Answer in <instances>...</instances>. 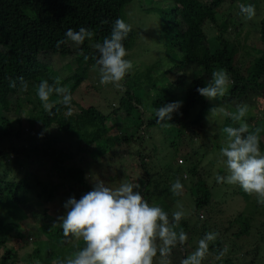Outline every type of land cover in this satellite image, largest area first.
<instances>
[{
	"label": "trees",
	"instance_id": "16d2710c",
	"mask_svg": "<svg viewBox=\"0 0 264 264\" xmlns=\"http://www.w3.org/2000/svg\"><path fill=\"white\" fill-rule=\"evenodd\" d=\"M245 1L171 0V4L167 7L150 8V11L158 14L160 23L163 26L166 45L165 53L174 54L167 66L160 71L159 76L164 81L176 77L186 81V86L183 93L178 96L175 93L176 86L174 85L168 86L164 82L159 87L153 82L149 85L157 94L158 100L156 103H149L146 106L147 110L145 111L149 113L146 114L145 118H141L139 123V126L145 128L143 134L152 126L159 125L160 129L163 127L161 124L156 123L157 118L154 115V109L166 103L183 101L179 110L182 115L174 113L172 120L166 124V126L174 128V138L177 140L170 142L173 149L169 151L168 155H164L168 158L167 163L162 166V171L151 172V168H147L145 162L141 160L142 158H139L141 162L138 167L141 172L138 182L141 185V189L138 190H141L144 199L150 204H160L166 212L170 211L168 213L173 212L171 209L172 205L174 206L183 195L186 194L189 198L188 201H191L192 207L189 210V215L194 220L189 221V218L185 217L180 222L179 228H177V231L182 228L187 233L188 240L185 245H177L173 249L172 255L177 257V259L172 258V263L176 262L175 264H181V260L195 250V244L210 229L218 232L219 236L214 243L209 245V252L203 264H264L261 263L260 258L261 251L264 249V206L250 200L249 197L251 195L247 194L244 199L247 198L245 202H247L249 208H244L242 211L225 217V224H221L218 227L217 223H220V221L212 219V214L215 215V213L210 214L212 212L211 208L209 212L207 211L211 202H215L213 198L215 195L211 193L213 186L208 184L205 179L206 173H204L203 169H199L198 166L199 160L204 157L208 149H204L205 153L202 151L201 154H197L198 150L203 147V143L196 146L194 144L191 145L195 135L198 134L195 131V126L202 122V119L210 111V104L207 99L200 96L196 89L205 86L211 78V73L216 69L223 68L230 75L231 82L227 99L241 95L246 90H251L259 100L260 108L264 109V12L255 22L257 23L258 50L252 48V50L248 51L245 46L243 48L241 46V50L248 57L245 62H241L239 59L238 48L235 46L236 42L239 43L241 32H244V37L241 39L244 44L248 35L247 30L241 29V16L243 14L240 8L235 11L238 19H230L229 10L232 8L231 5L234 7L236 3L240 5ZM128 2L130 0H0V113L8 109L9 95L20 90L18 77H23L28 82L29 88H31L39 84L42 79L50 80L53 83V79L58 76L51 68L39 63L38 55L41 53L49 52L60 57L71 55L75 67L70 75L62 77V84H68L67 88L72 93L80 82L82 73L90 65L95 64V60L92 57L99 56L98 50L93 45L97 42H103L105 37L110 36L113 22L117 18H123V8ZM250 4L255 6L254 0H250ZM229 6L231 8L227 9L226 7ZM217 16H220L218 22H216ZM104 20H107L108 23H102ZM181 22L186 26V31L184 32L178 28ZM208 24H211L217 30L214 40L218 44V49H216L217 53L214 55L209 52L206 43L207 39L212 36V32H209L210 27ZM81 26L93 30L95 33L93 38L86 40L81 46L69 41L68 44H61L57 47L58 41L65 39V32L69 28L78 30ZM229 26L233 33L234 44L227 50L226 42L222 35L226 33ZM165 34L167 35L166 37ZM133 36L134 30L132 29L127 39L123 42L125 48L129 46ZM81 51H83L84 55L89 56L87 62L84 60V55H80ZM189 63H193L198 67L197 74L189 76L185 73V67ZM150 69L153 70L152 68ZM187 76H189L188 79ZM206 76L209 79H206ZM9 78L16 80V88L9 87ZM126 79L127 76L125 82ZM134 87V83L131 85L123 83L122 94L118 96L117 104L111 109L110 113L103 114L94 106L83 108L78 106L79 111L74 117L72 115H63L61 110L58 109L61 108L60 105L56 104V102L53 103L55 108L52 114L47 116V112L43 109L36 93L33 92L35 102L32 108L38 115L29 118L28 130H33V127L37 130L42 126L52 128L53 125L51 123H56L55 125L59 129L57 131L58 134L61 135L66 132L69 136L76 137V140L84 141L87 145L90 144L92 149L90 153L94 159L102 157L108 152H114L111 150L115 146H121V144H126L132 140L138 141L139 145H141L143 135L139 132L135 133L134 131L129 136L111 135L105 129V125H107L106 119L111 118L118 109H124L128 113L136 110L140 100L132 92ZM53 96H56V94L53 93L51 97L53 98ZM73 103H75L74 100ZM143 109L145 107H140L139 110L142 116H144ZM193 110L195 112L190 116L189 111ZM18 118L19 116L16 117L17 120ZM10 120L3 114L0 116L1 143L3 138H7L10 141V138H18L20 133H23L20 129L11 128ZM225 120L230 122L227 118ZM84 124H101L102 134L96 138L91 137L86 140L90 134L83 133ZM230 124L234 126L233 122H230ZM79 126L81 131L77 129ZM187 130H189L188 133ZM23 135L28 134L24 133ZM244 135H247V133ZM71 139L68 138L67 140ZM61 140L58 136L52 134V143H58ZM181 141L184 147L182 145V149L179 152L178 148ZM260 147L261 149L264 147V137L260 139ZM142 148L144 147H139V150H135L136 155L141 156L140 151H142ZM154 150H156L155 146L152 145L151 151ZM182 152L185 155H182ZM10 155L11 157L9 158ZM32 155L36 158L38 156H46L53 163V167L58 174L68 177L75 185L86 187L85 169L79 166L67 165L63 162V160L65 161L72 156L71 152H66L62 148H56L55 146L48 147L45 150H42V148L37 149V146L33 150H25L24 147L15 146L9 142L7 148H0V167H3L0 171V209L11 204L24 207L26 202L31 200L27 193L29 192V180L35 176V173L29 170V165L32 162L26 161V159ZM177 155H182L184 162L179 159L180 164H173L171 160ZM113 157L119 159L120 155L116 153ZM108 159L113 160L111 156ZM214 161L215 157L211 162L209 161V164L211 165ZM21 169H23L21 176L17 177V179L8 177L7 174L10 172L19 173ZM183 171L188 174L186 178L181 176ZM224 171L217 168L216 175L225 174ZM177 178L183 184V192L180 196H175L170 191L171 185ZM218 184L221 185V183ZM227 187L221 190L226 191ZM232 187L233 185H229L230 193L224 198L230 199V195L234 194L239 196V193L235 191L237 186ZM50 195L51 189L42 185L40 191L36 194V200L41 201L44 205L45 202L50 201ZM215 197L218 199L217 196ZM201 210L204 211V214L198 213ZM216 210L220 213L219 209ZM46 211V208L43 207L41 211V214L44 215L43 217L50 215ZM42 226L51 239L60 240L64 247L71 242L72 237L69 238V241L64 238L57 217L51 221L46 220ZM216 226L218 227L217 230H215ZM32 236L30 238L34 246L31 249V257L39 261V264H45L41 255L42 251L37 244L38 238L34 235ZM13 238H27V234H23L16 223L1 219L0 264H13L16 260V253L9 244L13 241ZM238 239L240 241H237ZM225 245L228 247L227 254L222 259L217 260L216 255ZM80 247H83V242L75 240L73 249L78 250ZM49 257L51 260L56 258L64 259L61 253H57L52 249L49 250ZM27 262L28 264H34L31 261Z\"/></svg>",
	"mask_w": 264,
	"mask_h": 264
},
{
	"label": "rangeland",
	"instance_id": "374dc122",
	"mask_svg": "<svg viewBox=\"0 0 264 264\" xmlns=\"http://www.w3.org/2000/svg\"><path fill=\"white\" fill-rule=\"evenodd\" d=\"M254 2L256 16L252 20L245 19L244 15L241 16V29L248 31V35L245 34L247 35L245 44L241 40L244 37V32H241L239 43L236 42L235 44V46L238 48L239 59L241 62H245L248 59L245 52L241 50V46L242 48L245 46V49L248 51L252 50V48L258 50L259 46L256 29L257 23L255 22H257V19L264 12V0H254ZM170 4L171 0H130V2H128L123 8L122 12L123 19L129 23L134 30L133 39L126 48L128 51V56L126 59L131 60L134 67L127 75L126 82L124 80L122 85L123 83H126L127 85L134 83L135 87L132 92L135 96L139 97L140 103L137 105L136 110L130 113L126 112L124 109H118L111 118L106 119L107 125H105V129L111 135L119 134L129 136L133 134L134 131L135 133L139 132L143 135L141 145H139L138 141L136 142L132 140L126 144H121V146H115L111 150L114 152H108L104 156L94 159L90 153V150H92L90 144L87 145L84 141L76 140V137L69 136L66 132H63L61 135L58 134L57 131L59 129L55 125L56 123H51L53 125L52 128L49 126H42L37 130L35 127H33V130L31 131L28 130L29 118H32V116L36 117L38 115L32 108L33 103L35 102L33 92L36 93L35 89L38 84L29 88L27 93L19 90L16 93L9 95L8 109L5 112L0 113V116L3 114L4 116L11 119V128L16 130L20 129L23 133H20L18 138H10V141L7 138H3L2 143L0 142V148H7L9 142L15 146H22L25 150H33L35 146H37V149L42 148V150H45L48 147H60L66 152L72 153V156L69 159H66L65 161L63 160L65 164L79 166L85 169L84 178L87 187L84 188L75 185L68 179V177L58 174L56 169L53 167V163H51V161L46 156H38L36 158L32 155L26 159V161L32 162L29 165V170L35 173V176L29 180V192L27 193L31 200L27 201L24 207L11 204L0 209V220L4 219L7 222L11 221L16 223L18 229L23 234H27V238H13V241L9 243L16 253V260L14 261L15 264H28L27 261H31L36 264L37 260L31 257V249L34 246L30 238L32 235L38 238L37 244L42 251L41 255L44 258L43 260L45 264H52L53 262V260H51L49 257L50 249L57 253H61L64 258L76 251L73 249L74 241L77 240L76 238L72 237L71 242L64 247L60 240L51 239L42 226L46 220L51 221L53 218H58L59 216L65 214L66 210L64 209L63 204L68 197L74 195L77 199H79L81 195L92 189L93 183L95 181L102 180L107 186L112 188L118 187L123 182H138L141 172L140 168L138 167L141 162L139 161L140 157L142 158L141 160L145 162V166L149 169L151 168V172L162 171V166L167 163L168 157L164 155H168L169 151L173 149L170 142L177 140L174 138V128L171 126H163L160 129L159 125H155L148 128V130L143 134V130L145 128L139 126V123L141 122V118H145L146 114L149 113L148 111H145L147 110L146 106L149 103H156L158 100L157 94L149 87L151 82H153V84H155L157 87L163 84V82L168 86H176L175 93L178 96L183 93L186 86V81H182L176 77L171 78L168 81H164L162 80L163 78L159 76L160 71L167 66L174 54L165 53L166 45L164 40L163 26L160 23L158 14L156 12L150 11V8L167 7ZM243 4L249 5L250 0H246ZM240 5L236 3L234 7L231 5L232 8L230 6L226 7L227 9L231 8V10H229L231 14V20L238 19V17H236L235 11L240 8ZM219 19L220 16H217L216 22H218ZM208 26L210 27L209 32H212V36L207 39L206 43L209 48V52L214 55L217 53L216 49H218V44L214 40L217 30H215L211 24H208ZM178 28L182 32L186 31V26L183 22L180 23ZM166 36L167 35L165 34V37ZM222 38L226 42V49L229 50L234 44V37L230 30V26L228 27L226 33L222 35ZM38 61L39 63L51 68L53 72L60 77H66L70 75L72 73V69L75 67V63L73 62L70 54L60 57L57 54H52L49 52L41 53L38 55ZM185 69V73L189 76H193L198 73V67L193 63L187 64ZM78 73L81 74L80 71H78ZM81 76L82 78L80 82L76 86V89L72 92L73 100L75 101V103H73L74 113L72 116L74 117L75 114L78 113V106L82 108L86 106H94L103 114L110 113L111 109L116 106L117 98L122 94V89L116 88L113 84H100L99 66L95 64L90 65ZM189 76H187V79ZM206 79H209V77L206 76ZM48 81L49 83H52L50 80ZM64 86L67 87L68 84ZM227 94L219 99L206 98L210 104L209 110L214 107L219 108L223 106L229 111H235L236 104L241 102L246 103L249 106V111L245 119L249 125V130L254 131L255 128L258 127L261 129L260 137H264V109L260 108L259 100L255 96L254 92L251 90H246L241 95L234 96L230 99H227ZM59 99L60 97L58 96H53V98L50 96L49 102L53 104ZM59 105L61 108L58 109L61 110V113L65 116H68L66 114V108L61 104ZM140 107H145V109H143L144 116L140 114ZM54 108L55 107H53L52 111ZM194 112L195 110L189 111V115L192 116ZM209 114L210 111L202 119V122L195 126V131L198 134L195 135V139L191 142V145L194 144V146H196L200 143H203V147L198 150L197 154H201L204 149H208L206 150V153L204 151L205 155L199 160L198 166L199 169H203L204 173H206L205 179L208 184L213 186V189L211 190L212 195L214 194L219 199L218 200L215 196H213L215 202H211L207 210L209 212V209L211 208L212 212L210 214L215 213V215L212 214V219L214 218L216 221H220V223H217V226L219 227L221 224H225V217L249 207L247 202H245L247 201V198L244 199L247 194L244 193L239 188V186H237V189H235V191L239 193V196L234 194L230 195V199H226L224 196L227 197L230 193V189L228 188L229 185L222 183L219 185L215 180L217 168L222 169L223 171L225 170V174L221 175H226L225 158L221 156L220 148L227 142V137L223 132V128L225 126L233 125L230 124L232 121L229 118L227 119L230 122H227L225 120L226 117H223L222 115L215 116L210 123L207 119ZM46 115L50 116L48 112ZM17 116H19L18 120L16 119ZM101 124L83 125V133L90 134H87L88 138L86 140H89L91 137L96 138L98 135L102 134L100 128ZM235 124L239 126V122H235L234 126H236ZM77 129L81 131L80 126ZM188 132L189 130H187V133ZM24 133H27L29 137H27L28 135H23ZM52 134L58 136L62 140L58 143H52ZM68 138L72 139L67 140ZM152 145L155 146L156 150L151 151ZM182 145L183 142L181 141L178 148L179 152L180 149H182ZM139 147H144L142 148V151H140L141 156H138L135 153V150H139ZM261 151L264 152V147L261 149ZM115 152L120 155L119 159H115L113 157L116 154ZM110 153H112V155H110ZM181 154L185 155L183 152ZM182 155L175 156L171 162H173V164H180L178 159H181L182 162H184ZM109 156H111L113 160H109ZM10 157L11 155L9 158ZM212 157H215V161L210 165L209 161L211 162L213 159ZM2 168L0 167V171ZM22 170L23 169H21L19 173L12 171L7 175L8 177L17 179V177L21 176ZM183 174L185 175L184 177ZM181 176L182 178H186L188 174L183 171ZM42 185L51 189L50 201L45 202L44 205L41 201L36 200V194L40 191V187ZM225 187H227V190L222 191L221 189H224ZM185 195H183V197H181L178 201H181L184 205L186 218L188 217L189 221H193L194 218L192 216L190 217L189 215V210L192 207L191 201H188L189 198L187 195L185 199ZM249 199L257 203L254 195H251ZM159 206L161 205L159 204ZM43 207L46 208V212L50 214L49 216L43 217L44 215L41 214ZM171 209L173 211L178 210L176 208V204L174 206L172 205ZM216 209H219L220 213H218ZM171 213H169L170 217ZM198 213L204 214V211L201 210ZM217 226L215 227V230L218 229ZM237 241L240 240L238 239ZM196 247L197 244H195V248ZM172 258L177 259V257L172 255L169 258L171 264H175L176 262L172 263ZM260 258L261 263H264V249L261 251ZM160 260L161 257L159 254H157V256L154 258V264H159Z\"/></svg>",
	"mask_w": 264,
	"mask_h": 264
},
{
	"label": "clouds",
	"instance_id": "9594fccd",
	"mask_svg": "<svg viewBox=\"0 0 264 264\" xmlns=\"http://www.w3.org/2000/svg\"><path fill=\"white\" fill-rule=\"evenodd\" d=\"M240 11L245 19L252 20L256 16L254 5H240ZM102 23H108L107 20ZM132 31V26L123 18H117L111 29V34L97 42L93 47L98 50L99 56L92 57L95 65L99 66V83L113 84L122 88V82L133 69V62L126 59L128 51L124 41ZM95 35L90 28L81 26L78 30L69 28L65 32V39L58 41L61 44L72 42L81 46L86 40ZM80 55H84L83 51ZM84 60H89L84 55ZM20 91L27 92L28 82L18 77ZM231 82L227 70L220 68L211 73L210 80L203 87H198V94L207 99L224 97ZM9 87L16 88V80L9 78ZM36 96L43 109L52 114L54 107L50 96L55 93L60 97L56 104L63 105L67 115L74 113L73 95L62 84V77H55L53 83L42 79L36 86ZM183 101H174L154 109L156 123L166 126L174 113L179 112ZM249 106L246 103L235 105V111L225 107L212 108L207 117L211 123L217 115L229 118L239 126H225L227 142L221 146L220 154L225 158L226 175L217 174V183L239 186L248 195H255L259 205L264 206V152L260 147V128L249 130L246 116ZM247 133V135H244ZM42 135V134H41ZM136 189V190H134ZM139 182H123L118 187L107 186L102 180L95 181L92 189L79 199L74 195L67 198L63 207L64 215L59 216V226L66 241L74 237L83 242V247L74 251L64 259L56 258L52 264H154V258L159 254V264H171L170 257L177 245H185L188 240L187 233L179 228L180 222L186 217L184 205L176 202L178 210L166 212L161 206L150 204L144 199ZM170 191L175 196L183 192L180 179L171 185ZM219 236L218 232H206L199 239L197 247L181 260V264H203L209 252V245ZM228 252L225 245L216 255L222 259ZM39 264V261L36 262Z\"/></svg>",
	"mask_w": 264,
	"mask_h": 264
},
{
	"label": "built area",
	"instance_id": "2783aa9c",
	"mask_svg": "<svg viewBox=\"0 0 264 264\" xmlns=\"http://www.w3.org/2000/svg\"><path fill=\"white\" fill-rule=\"evenodd\" d=\"M178 161H180V160L178 159Z\"/></svg>",
	"mask_w": 264,
	"mask_h": 264
}]
</instances>
